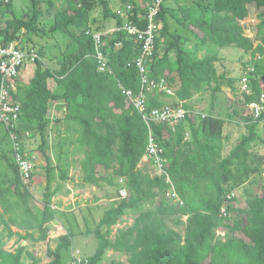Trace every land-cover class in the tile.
<instances>
[{
	"label": "trees",
	"instance_id": "1",
	"mask_svg": "<svg viewBox=\"0 0 264 264\" xmlns=\"http://www.w3.org/2000/svg\"><path fill=\"white\" fill-rule=\"evenodd\" d=\"M151 1L126 2L124 5L132 8V16L128 19L135 23L140 19L138 24L145 27L147 13L143 5ZM193 1L191 5L194 6L178 5L182 19L177 21L189 33L199 39L200 32L199 40L203 45L220 49L235 47L251 57L242 63L241 72V75L247 72L252 89L250 96L239 94L246 112V103L256 99L259 80L264 79V34L257 35L261 28L256 26L255 40L259 43L254 45L253 39L244 35L239 22L246 19L250 7L255 6L258 25H263L264 0ZM30 2L31 12L22 17L15 15L13 0L0 5V23L5 18L4 27L0 26V46L20 42L22 49L34 50L39 55L32 64L33 73L28 82L20 84L17 80L14 99L20 105L18 133L23 148L26 135L39 137L46 186L42 201L30 205L33 196L21 184L10 149L4 152L0 144V162L4 161L6 166L0 171V225L8 238L19 235L22 242L47 240L54 230L53 224L60 223L65 232L55 238L54 249L47 248L44 258L47 262L21 244L15 250H6L0 244V264H22L24 252L31 259L30 264H65L70 258L75 232L60 220L64 212L59 206H52L59 185L51 190L56 172L62 182L68 180L69 165L61 162L70 146L83 155L80 160L82 185L112 187L118 198L103 211L95 228L88 230L93 233L97 247L86 259L74 255L81 258L80 264H100L107 251L125 255L127 264H264V185L260 186L259 194L244 197L243 208H236V196L228 198L250 183L251 178H262L264 174V155L252 152L255 141L264 146V138L256 129L258 126L264 128V124L253 122L246 113L245 116L244 112L240 113L250 134L243 136L226 156H222L225 121L211 110L206 116L198 117L184 106L189 113L174 132L163 124L150 125L164 149L163 159L170 183L166 182L165 175L154 168L145 164L139 167L145 154L148 127L126 102L120 86L139 93L140 76L134 61L140 55V46L120 29L123 19L108 10L106 0H64L55 10L49 33L65 34L74 49L70 53L60 51L59 55H52L50 59H55L59 65L58 70H52L41 62L40 50L20 41L23 32H37V23L43 16L39 0ZM52 4L49 2L48 7H53ZM100 4L104 18L95 22L92 12ZM195 8L202 13L200 16L194 15ZM49 11L48 8L47 13ZM166 14L168 10L163 4L156 17L162 28L155 40L154 55L146 64V75L149 79H164L166 88L173 94L163 91L149 94V108L163 104L178 106L179 102L185 104L196 94L217 91L220 79L225 77L217 72L216 52L213 50L199 57L196 52L185 49L186 37L171 32ZM170 18L176 17L170 14ZM109 19L113 20L114 30L104 34L109 27L103 22L108 23ZM95 33L101 34L100 52L111 73L98 71L92 37ZM241 75L234 80L237 90ZM50 80L56 84L53 89L48 86ZM234 82L229 81L231 85ZM53 103L62 105H58V109L65 108L63 118L56 119L58 125L65 120L81 126L79 139L55 146V164L45 150L46 132L51 123L48 111ZM171 186L183 202L182 206L165 198ZM121 190L125 191L124 197L120 195ZM222 208H225V216L221 215ZM127 213H136L133 224L118 229L110 238L111 229ZM235 213L238 218L234 217ZM11 227L25 234L12 232ZM217 232L224 233V238H219Z\"/></svg>",
	"mask_w": 264,
	"mask_h": 264
},
{
	"label": "rangeland",
	"instance_id": "2",
	"mask_svg": "<svg viewBox=\"0 0 264 264\" xmlns=\"http://www.w3.org/2000/svg\"><path fill=\"white\" fill-rule=\"evenodd\" d=\"M38 1V0H37ZM131 0H106L108 10L111 12H116L119 8H121L126 2ZM139 1V0H138ZM53 2V7H48V3ZM64 0H39V8L43 13V16L39 19L37 23V32L34 33H25L23 32L22 37L20 38L21 43L24 45H34L35 48L40 50V60L46 65H52L48 59L52 55H59L62 51L65 53L67 51L70 53L74 49V45H70L68 41V37L65 34L61 33H49V27L53 22V16L55 10L60 8L61 4ZM193 0H174V1H166L165 8L168 10V14H166V20L169 24L171 32L182 34L186 37L185 39V49L190 50L191 52H196L199 57H203L207 54L212 53L211 51H215L218 56V62L215 63L218 74H222L225 76L223 79L219 81V89L216 90H208L205 94H196L190 100H188L184 106H186L189 110H191L195 116H203L207 115V113L211 110L222 119H224L225 124L223 128V151L222 156H226L229 152L238 144L239 140L246 135L250 134V128L248 124H245L243 119L240 116V113L243 111V106L241 102L240 95L237 90V85L234 82L241 75L242 72V63L250 60V55L245 54L243 51L235 48H215L209 46L208 44H202L199 39L195 37L191 32L189 33L184 25L180 24L177 19L180 21L182 19V15L178 10V5H191L193 4ZM194 6V5H191ZM32 4L30 0H13V11L17 17H22L24 15H28L31 12ZM48 8L50 9L49 13H47ZM255 6L250 7L251 11H253ZM195 16H200L202 13L198 11L196 8L193 9ZM170 14L174 15L176 18H170ZM103 17V6L100 4L96 6L95 10L92 12V20H96L95 22L102 21ZM2 19V16H0ZM253 17V20L250 19V27L252 33H255L256 26H260L259 34H264V24L258 25L256 20ZM4 20L0 23V26L4 27ZM255 22L252 23V21ZM113 20L109 19L108 24H112ZM106 25V24H105ZM111 25H106L110 27ZM91 26L94 27L93 23ZM75 32V30H73ZM249 36V35H248ZM255 36L253 38L255 39ZM20 43V42H19ZM182 43V44H183ZM61 51V52H60ZM51 60V59H49ZM232 80L234 83H229ZM231 86H234L235 89H232ZM244 112V116H245ZM237 114V115H236ZM53 115V114H52ZM48 115V117L52 116ZM59 115V114H58ZM51 118V117H50ZM197 119V118H196ZM51 122L48 126L46 132L47 144L45 146L46 154L52 158L54 164L56 163L55 155L57 153L55 146L57 144H70L74 140L80 138L81 135V126L77 123H69L65 120H62L58 125L51 118ZM59 126V127H58ZM258 134L264 138V128L262 126H258L257 128ZM26 137L23 139L25 152L32 158L35 168L32 176V180L26 186L28 191L33 196V199L29 201V204L35 206V203L42 201L43 192L46 186V174H45V161L44 156L38 149L40 146V140L38 136ZM0 144L2 146L1 150L4 152L8 151L7 148L10 147V143L5 137L4 130L0 128ZM70 150L68 154L63 157L61 163H67L69 165L68 169V180L61 181L58 178L57 172L55 173V177L51 183V190L55 189L59 185L58 193L52 198V206H59L58 208L64 212V215H60V220L68 223L70 227L75 232V235L72 239L71 246V255L70 258L66 259L65 264H72L71 256L78 255L81 258L86 259L87 257L93 255L95 249L97 247V241L92 232L96 223L99 221L102 216V212L104 209L108 208L111 202L114 199H118L115 194V189L112 187H91V186H82V171L80 168V160L83 157L81 152H78L74 146H70ZM252 152H257L261 155H264V146L258 144V141H255L252 144ZM8 153V152H7ZM144 159L142 158L141 164L139 167H142L144 163ZM147 167L152 169L150 163H144ZM6 166L4 161L0 162V171L5 170ZM264 185V174L262 178L257 176L251 178V182L247 183L243 188L238 190L235 193L236 196V208H243V200L244 197L250 194H259L260 186ZM121 197L125 196V193L121 191ZM87 206H92L98 209H90V212L87 213ZM71 208L72 212L68 210ZM1 213V212H0ZM235 218H238V215L233 214ZM136 216V213H128L121 220L118 225L111 229L110 238H113L118 229H123L131 226L133 224V220ZM168 225H171V222H167ZM53 226V225H52ZM12 229V228H11ZM16 229V230H15ZM12 229V232H19V234L24 235L25 231L17 230V228ZM53 229V227H52ZM59 230V228H56ZM55 230V231H56ZM65 228L61 229L62 232ZM181 230V229H180ZM58 232L54 234L51 233L48 235L47 240L41 242H32L26 241L25 244L20 239L19 235H13L11 238H8L7 232L3 229V226L0 225V244L4 246L6 250H15V248L21 244V246H25L28 252H34L37 258H41L45 260V253L47 248L54 249L56 246L55 238L58 236ZM34 235L37 236L36 232ZM216 235L219 238H224V233L217 232ZM47 262V260H45ZM31 259L24 252L22 258V264H30ZM127 264V257L123 254L112 253V251H107L103 261L100 264Z\"/></svg>",
	"mask_w": 264,
	"mask_h": 264
},
{
	"label": "built area",
	"instance_id": "3",
	"mask_svg": "<svg viewBox=\"0 0 264 264\" xmlns=\"http://www.w3.org/2000/svg\"><path fill=\"white\" fill-rule=\"evenodd\" d=\"M10 0H0V5L9 3ZM166 1L171 0H152L143 5L146 10V25L143 27L137 23L129 20L128 17L132 16L131 6L124 5L119 8L115 13L119 18L123 19L124 23L121 30L127 32L140 46V55L135 59L134 63L140 76V90L138 94H134L131 90L125 89L120 86L122 93L125 96L126 102L130 103L134 109L141 116L143 122L148 127L147 145L143 159L145 163H150L159 174L166 177V182L170 180L166 173V164L163 159L164 149L159 143L156 134L150 129V125H166L167 128L174 132L178 124L182 123L189 113L184 107L183 102H179L178 106H170L163 104L160 107L149 108L148 95L154 92H165L167 95H172L171 90L166 88L165 80L149 79L146 75V64L148 60L154 55L155 40L159 36V31L162 26L161 23L156 21V17L160 12V7ZM141 17V15H140ZM94 43L95 57L98 60V71L111 73L108 67L107 60L100 52V39L101 34H92ZM117 46L119 44H116ZM39 55L34 50L27 51L22 49L19 42H12L7 46H0V128L4 130L5 137L10 143V152L14 164L18 170L21 184L26 187L32 180L35 164L32 158L24 151L21 138L18 133L20 126L19 114L20 105L14 99L17 90V78L20 71L27 64H33ZM247 72L241 75L238 93L250 96L252 89L248 84L246 77ZM259 93L256 99L246 103V114L253 122L264 124V79L259 80ZM165 198L171 200L172 203L182 206L183 202L171 186L164 194ZM235 193H231L228 198H234ZM225 208L221 209V215L225 216ZM58 226V225H57ZM58 232L53 230L51 233ZM50 233V234H51ZM59 235V234H58ZM72 264H80L81 258L73 255Z\"/></svg>",
	"mask_w": 264,
	"mask_h": 264
},
{
	"label": "crops",
	"instance_id": "4",
	"mask_svg": "<svg viewBox=\"0 0 264 264\" xmlns=\"http://www.w3.org/2000/svg\"><path fill=\"white\" fill-rule=\"evenodd\" d=\"M194 13V12H193ZM253 17L255 18L254 20H256V23L258 24L259 23V19L257 18V12H255V10H253V11H250V13H249V15H248V17L246 18V19H244V20H242V21H240L239 22V24H240V26L243 28V33H244V35L246 36V37H250V38H252L253 39V41H254V45H257L259 42L257 41V40H255L254 38H253V36H255V33H252V31H251V27H250V19H252L253 20ZM251 20V21H252ZM252 23H254L255 24V22L254 21H252ZM103 24L105 25V24H108V23H106V22H103ZM113 24V23H112ZM108 25H111V24H108ZM111 28V29H110ZM113 30H114V26L113 25H111L110 27H109V29L108 30H106L105 31V33L104 34H110L111 32H113ZM249 35V36H248ZM41 57V56H40ZM50 59V58H49ZM48 59V61L49 62H51V64L52 65H48V62H46V67H49V68H51L52 70H58V68H59V65H58V62L54 59V60H49ZM32 73H33V65L32 64H27L26 66H24V68H22L21 69V71H20V74H19V76H18V78H17V80H18V83H20V84H26L27 82H28V80H29V78L32 76ZM55 82L54 81H49V83H48V86H49V88H52L53 89V87H55ZM163 99H165L164 97L162 98V100ZM58 105H61V104H59V103H53L52 105H51V107L49 108V111H48V115L50 114V115H52V116H50L53 120H54V122H57V118H58V116L59 117H61V118H63V114H62V112L63 111H65V108H61V109H58ZM62 106V105H61ZM59 114V115H58ZM50 118V119H51ZM52 121V120H51ZM52 123V122H51ZM188 137V134H186V136H185V138H187ZM145 163V162H144ZM144 163H142V164H144ZM83 186V185H82ZM91 187H93V186H91ZM122 191V190H121ZM123 192H125V191H123ZM121 193V192H120ZM95 209V210H98L97 208H96V206L95 207H92V206H87V213H89L90 212V209ZM107 209V208H106ZM105 210V209H104ZM103 210V211H104ZM69 212H72V210H71V208L68 210ZM89 211V212H88ZM0 212H2V208L0 207ZM102 214H103V212H102ZM128 214V213H127ZM59 223V222H58ZM58 225V226H57ZM12 229H15V227H11ZM56 228H61V229H63V227H61V225H60V223L59 224H53V229L54 230H56ZM114 228V227H113ZM16 230V229H15ZM64 232V230L62 231V232H60L59 234H61V233H63ZM24 244H25V242H24ZM112 253H116L117 254V252H113L112 251ZM118 254H120V253H118Z\"/></svg>",
	"mask_w": 264,
	"mask_h": 264
},
{
	"label": "clouds",
	"instance_id": "5",
	"mask_svg": "<svg viewBox=\"0 0 264 264\" xmlns=\"http://www.w3.org/2000/svg\"><path fill=\"white\" fill-rule=\"evenodd\" d=\"M171 1H174V0H171Z\"/></svg>",
	"mask_w": 264,
	"mask_h": 264
}]
</instances>
